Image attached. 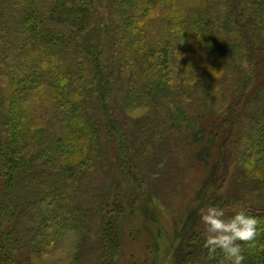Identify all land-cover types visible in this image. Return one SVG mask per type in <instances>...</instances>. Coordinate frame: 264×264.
<instances>
[{"label": "trees", "instance_id": "obj_1", "mask_svg": "<svg viewBox=\"0 0 264 264\" xmlns=\"http://www.w3.org/2000/svg\"><path fill=\"white\" fill-rule=\"evenodd\" d=\"M183 126L206 177L173 264H222L204 248L209 205L258 219L244 264H264V0H0V264L69 236L115 264L129 196L116 168L132 188L151 182L136 156L178 169Z\"/></svg>", "mask_w": 264, "mask_h": 264}, {"label": "rangeland", "instance_id": "obj_2", "mask_svg": "<svg viewBox=\"0 0 264 264\" xmlns=\"http://www.w3.org/2000/svg\"><path fill=\"white\" fill-rule=\"evenodd\" d=\"M39 98H42V95L31 99L28 110L35 111L43 105ZM214 101L217 106L221 105L220 109H226L227 105L218 95H215ZM124 111L130 117H138L143 115L146 109L126 107ZM114 114L118 121H121L120 111L116 110ZM185 132L188 130L183 126L182 133L186 140L183 143L187 148L189 144L192 145L189 147L192 153L179 159L178 169L173 168L171 163V167L163 168L160 175L155 171L152 174L136 156V163L145 170L142 173H147L145 178H150L151 182L143 183L141 188L135 187L136 185L132 188V180L129 179L131 175L128 176L130 173L116 168L117 180L122 184L121 196H129L123 203L120 246L115 264H173L174 250L179 241L178 232L181 231L188 214L200 205L197 196L206 177L204 163L196 156L197 152H203L205 144L200 142L195 146L190 135L192 130L189 129L188 136ZM148 152L149 149L143 151L144 154ZM214 152L212 150L213 155ZM132 190L136 194L135 197L131 195ZM77 246L75 237L69 236L54 251L40 257L31 256L32 264H84L83 260H88L86 264H93V246H83L80 249H77ZM76 252L77 260L80 261L74 262Z\"/></svg>", "mask_w": 264, "mask_h": 264}, {"label": "clouds", "instance_id": "obj_3", "mask_svg": "<svg viewBox=\"0 0 264 264\" xmlns=\"http://www.w3.org/2000/svg\"><path fill=\"white\" fill-rule=\"evenodd\" d=\"M200 220L206 237L204 248L209 256L218 250L223 254L222 264H244L243 247L258 235V219L238 211L225 219V209L209 205L200 209Z\"/></svg>", "mask_w": 264, "mask_h": 264}]
</instances>
